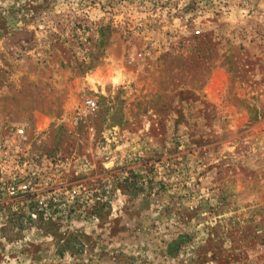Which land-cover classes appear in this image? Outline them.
Segmentation results:
<instances>
[{
  "label": "rangeland",
  "instance_id": "rangeland-1",
  "mask_svg": "<svg viewBox=\"0 0 264 264\" xmlns=\"http://www.w3.org/2000/svg\"><path fill=\"white\" fill-rule=\"evenodd\" d=\"M0 142V264H264V0H0Z\"/></svg>",
  "mask_w": 264,
  "mask_h": 264
},
{
  "label": "built area",
  "instance_id": "built-area-1",
  "mask_svg": "<svg viewBox=\"0 0 264 264\" xmlns=\"http://www.w3.org/2000/svg\"><path fill=\"white\" fill-rule=\"evenodd\" d=\"M2 142H0V149L2 148ZM7 187V185H5ZM4 187V188H5ZM29 184L28 183H12L6 189V195L9 198H16L19 197L21 194H25L29 191ZM3 188V189H4ZM4 191V190H2ZM43 204V202H41Z\"/></svg>",
  "mask_w": 264,
  "mask_h": 264
}]
</instances>
